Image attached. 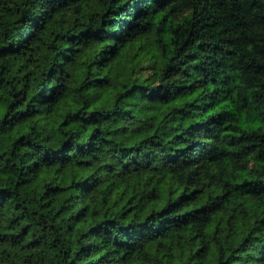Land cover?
<instances>
[{
	"label": "trees",
	"instance_id": "1",
	"mask_svg": "<svg viewBox=\"0 0 264 264\" xmlns=\"http://www.w3.org/2000/svg\"><path fill=\"white\" fill-rule=\"evenodd\" d=\"M0 264H264V0H0Z\"/></svg>",
	"mask_w": 264,
	"mask_h": 264
}]
</instances>
